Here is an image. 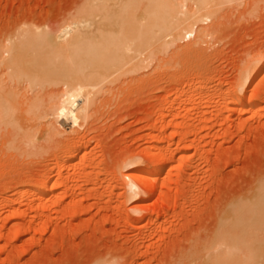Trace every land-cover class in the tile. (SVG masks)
Masks as SVG:
<instances>
[{
	"label": "rangeland",
	"instance_id": "obj_1",
	"mask_svg": "<svg viewBox=\"0 0 264 264\" xmlns=\"http://www.w3.org/2000/svg\"><path fill=\"white\" fill-rule=\"evenodd\" d=\"M84 1L0 0V50L20 37L41 45L61 35L76 41L86 28L84 45H95L93 63L89 67L86 59L79 66L72 62L71 78L76 82L70 87L87 84L91 71L103 68L111 74L102 85L109 90L86 111V118L74 122L71 133L59 128L52 138L33 130L34 89L23 90L17 104L0 102V120H17L18 127L30 125L31 135L35 132L33 145L7 152L19 137H13L17 127L0 126V264H218L217 242L225 218L242 198L256 194L264 179V0L219 3L214 20L207 23L189 19L211 34L200 49L193 47L196 51L174 58L165 55L163 62L140 71L142 78L121 74L115 80V72L130 55L135 36L131 27L136 28L132 24H144L151 11L153 17L161 14L156 9L160 1L153 7L152 0H117L100 13L88 9ZM191 5L186 4L188 13ZM103 23L107 26L97 49ZM189 41L193 38L183 46L191 45ZM80 46L74 44V54L83 55ZM102 55L106 69L97 57ZM26 62L30 71L39 68L33 57ZM246 68L252 71L243 84ZM259 72L262 77L257 81ZM4 77L3 87L21 91L28 87L22 80ZM67 80L62 76L53 84L41 81L30 87H69ZM251 85L256 87L245 92ZM178 98L188 102L170 111L163 127V116ZM234 98H246L247 104L262 111L239 112ZM172 137L179 146L166 145ZM159 138L160 158L151 159L147 152ZM78 145L82 150L73 155L74 161L67 160L68 149ZM59 162L68 167L64 165L57 182ZM137 169H142L137 183L143 174L161 169L162 176L146 184L154 185L153 193L144 188L136 197L125 186L126 176ZM61 181L66 193L49 202L42 204L30 196L41 184L49 191ZM262 215L255 227L253 247L258 250L252 264H264V210Z\"/></svg>",
	"mask_w": 264,
	"mask_h": 264
},
{
	"label": "bare ground",
	"instance_id": "obj_2",
	"mask_svg": "<svg viewBox=\"0 0 264 264\" xmlns=\"http://www.w3.org/2000/svg\"><path fill=\"white\" fill-rule=\"evenodd\" d=\"M125 1L128 2L129 0H125ZM152 1L154 4V5L152 4L153 7L154 6L156 7L157 5H155V4H158V1H160V6L156 7V9H158V12L155 8H152V9H153V11L155 10V14H156V12L159 13V10H160L161 14L154 16L155 18H157L155 20V18L153 17L154 13L151 11L152 16L150 15L148 18H145L148 21H146L145 23L143 22L144 24H137V23H136V25L132 24L136 28L133 29V27H131V30H133L132 34H135V36L133 38V42L131 43L130 55L128 57H126V59H125L126 62L122 63V66L120 67V69L117 72H115V74H116L115 78L112 80H115L121 74L129 75V76H130V74H132V76L134 74H136V75L140 74V75H138L139 77L137 76V78H136V79H138L142 75L140 71L147 68L150 64H153V62H157V63L163 62V60H164L163 56H165V55H168V58L169 57L174 58L175 56H177L181 53L183 55V53L187 54L189 51L193 52V50L196 51L197 49H200L203 46L202 44L204 43L205 38H208L210 32H208V30H209L208 28H207L208 30L203 28V25H201L202 27L199 26L200 24L198 23V21L200 23L201 22L207 23V22H210V20H214L213 17H214V15H216L215 14L216 6L219 3L224 4V3L234 1V0H152ZM189 2H191V4H192L191 5L192 6V13L189 12L191 15L188 13V11L189 10L191 11V9L186 8V4H188ZM116 4H117V0H86V1H84L83 5H85L88 9L96 10L97 13H100V11L106 9L108 6H114ZM193 8H194V10H193ZM187 9H188V11H187ZM204 12H206L207 14H205ZM152 18H154L155 21L152 20ZM159 18H160V20H158ZM196 18L198 19V21L197 20L194 22L190 21V20H195ZM79 21L82 23V26L85 27V25H86L84 23L85 20L82 18ZM191 22H193V23H191ZM123 23H125V22L123 21ZM126 25H128V24L126 23L125 26ZM105 26H107V24L103 23L101 26V31H100L99 35L97 36V39H96L97 49L100 48V46H101V41H102V37H103V27H105ZM111 27L113 30H115L117 32L116 24L111 25ZM119 30L121 32L126 31V29H120V28H119ZM86 33H87V29L85 28L81 32L79 39H77L76 41H73L67 35H61L60 38H55V39L47 42L45 45H41V44H38V43L33 42V41H32V44H33L32 45L30 42V39L28 37H20V38H16L15 40L9 41L5 50H0V91L5 92V95L0 94V102H8L9 101V103L11 105L17 104L18 101L20 100V97L18 99V96L23 92V90L27 91L26 89H34L35 95L33 96V98H32L33 100L31 101V112L33 113V116L31 118L33 120L32 121L33 126L32 125L31 126L34 128L33 130H36V131L40 130L42 132V134L46 137L52 138L53 136H56L58 131H59V128H64L67 133L68 132L71 133L70 131H72L71 127H72L73 123L76 121H81V120L85 119L87 116L86 111L90 107H92L93 104L96 103L95 101H97V99L100 96L104 95V93L109 90L108 87H104L102 85H104L105 83L110 81L109 79H110L111 74L106 72L103 68L99 69L97 71V73H95L94 71H91L90 80L83 87H78L77 85L75 87H70V83L76 82V81L72 80V78H71L72 74H73L72 70H74L72 62L76 61L78 63L76 65L79 66L81 63L79 61H81L82 59H86L89 67H91V65L93 63L94 55L91 51L95 48V45L93 44L92 47H86L84 45L85 41L87 40L85 37ZM192 38H193V41L192 42L189 41L191 43V45L189 44L187 46H185V45L183 46V44H182L183 41L190 40ZM76 42L79 45H81L79 47L78 51H82L83 55H76L73 53L74 44ZM82 45H83V47H82ZM193 47H195V49L196 48L197 49L195 50V49H193ZM202 49H204V48H202ZM188 54H190V53H188ZM29 57H33L34 62L37 63L39 68H35V70H33V71L29 70V64L26 62ZM97 57L101 59L100 63L106 69V66L104 65L106 62L104 59H102L103 55L97 56ZM86 66L87 65H85V67ZM163 67H164V65H163ZM155 68H156V66H155ZM61 70H63V72ZM51 71H54V72L51 73ZM57 71H59V72H57ZM76 71H77V73H79L81 71V69H77ZM76 71L74 72V74H77ZM251 71H252V68L251 69L246 68L245 70H243V75L241 77L242 78L241 83L244 84L247 81V79L250 77ZM260 72H261V70H260ZM260 72H259L258 76H256L257 81L258 80L260 81V78L262 77V76H260ZM60 73H62V74L58 75ZM5 75H7L11 80H22V81L28 83V87H22L23 88V89L21 88L22 91L20 90V88L18 90V89L9 88V87H3L2 85L5 81V77H4ZM62 76L68 77L67 85L69 87H30L32 84L34 86H36L35 83H40L41 81L53 84L58 79H60ZM142 76H141V78H142ZM134 77H136V76H134ZM256 77H255V80H256ZM251 80H250V82H251ZM144 81H145V79H144ZM140 83H142V82H140ZM139 86H141V85L139 84ZM254 87H256V86L251 85L250 88L246 89L247 91H245V92H250ZM212 88H210V89H212ZM48 89H49L48 95L42 96L45 99H46V97H48V99L46 100V102H42L43 98L41 97V93L45 92ZM103 91H104V93H102ZM184 92H186V91H184ZM210 92H212V91H210ZM244 96H245V94H244ZM15 98H17L16 101H15ZM202 99H203V97H202ZM234 100H235V103L238 107L237 111H239V112H241V111H244V112H260V111H262L261 107H259L257 105L247 104L246 98L245 99L244 98H236V99L234 98ZM187 102H188V100L185 98H178V99L174 100L169 105V107L167 109V114L166 115L163 114L164 116L162 115L163 118H162V121L160 122L163 125V127L165 126L164 124L168 120L169 112L180 107V106H182V105H186ZM188 104H190V103H188ZM44 107H45V109H44ZM16 121L15 120L11 121V120H9V118L0 120V126L2 125L3 128L8 125L7 124L4 126L5 123H9V124L11 123V125L13 123H15V126L17 128H14V125L11 126L12 130L15 129L14 132L17 131V132H15V135H13V137L19 136L17 139H16V137L14 138L16 140L12 139V140H14L13 142H15V143L11 142L10 143L11 145L9 144L8 148H10V149H8L7 152H9V150H10V152H13V150L16 151V149H17L16 147L21 146V145L23 146V144L33 145V142L35 140V139L34 140L32 139L33 136L35 135L34 134L35 132L33 131L32 132L33 135H31L30 125L27 126V128H26V126L24 128L18 127L19 125L17 124ZM28 127L30 128L29 130H28ZM0 128H2V127H0ZM6 129H8V128L6 127ZM20 131H24V132H20ZM18 133H19V135H16ZM177 137H179V136H177ZM40 138H41V136H40ZM174 138L175 137L170 138V140L167 141V144H166V142H165V144L167 146H170V145H173L176 143H177V145H178V143L180 144L179 141H176L178 139H174ZM158 142H159V144H158ZM158 142L153 147L149 146L150 152H147V153L151 159L160 158V154L157 153L156 151L159 148L160 143L163 141H161V139L159 138ZM12 143L14 145L16 144L15 146L13 145L14 146L13 149L11 147ZM71 147L72 146H70V148ZM20 148L22 149L23 147H20ZM79 149H80L79 145L77 147L76 146L72 147L71 149H68V153H66V154H68L67 157L65 155L64 156L66 157L67 160L69 158L71 161H74V160H72V157H73V155L76 154V152L78 153ZM81 150L82 149H80V151ZM79 153H81V152H79ZM61 159L65 160L64 158H61ZM83 159L84 158L82 157L81 161H83ZM89 161H91V160H89ZM92 161H93V159H92ZM61 163L62 162H59L60 169H59V172L57 174L58 178L55 179V181L57 180V182H58V180H60L59 178H60L61 174H63L61 172H63L64 165L66 164L65 163L64 165H61ZM94 165H96L95 161H94ZM65 166H67V165H65ZM71 166H72V163H71ZM51 168H53V165L51 166ZM57 168H58V166H57ZM71 168L72 167H70V169ZM48 170H49L48 172H50V169H48ZM141 171H142V169H137L133 173H130L131 175L129 174V176H126L128 182L125 184V186L136 197L139 194L140 189L144 190V188H145L146 192H152L154 189V185L147 186L146 185L147 182L152 181V180H157L158 178H160L162 176L161 169L160 170L155 169V170H152L146 174H143L141 183H137V179L139 178V176H141V173H142ZM178 171H179V169H178ZM65 173H66V170H65ZM50 176H51V174H50ZM65 176H67V175H65ZM41 177H43V176H41ZM41 177H40V179H41ZM76 178H78V176ZM81 178H83V177H81ZM262 180L263 181H261L260 186H259V191L256 194L249 196V198H247V197L242 198L243 201H240V203L235 208L234 213H232L231 215H228V217L225 218L224 228L219 233L218 242H217V253H216L215 258H216V261L218 264H223V263H219V261H223L224 264H252L254 262L255 253L258 250V248L255 249L253 247L254 244L257 242V235L255 233V227L259 223H261V221L263 220L262 212L264 210V179H262ZM64 181H65V178H64ZM87 181H88V178H87ZM52 184H53V182H52ZM52 184H51V186H52ZM63 184H62V181H61V183H56L52 186V188L49 191L46 190L47 188H46L45 184H43V185L39 184L40 186L36 187L33 191H31V192L29 191L30 196L34 197L36 199L39 198V201L42 204L49 202V200L54 199L57 195H59L61 192L66 190V188L63 187ZM151 184H152V182H151ZM66 191H65V193H66ZM70 191H71V189H70ZM143 193H145V192H143ZM22 198H23V195H22ZM13 199H14V197H13ZM6 201H7V199H6ZM8 202H9V200H8ZM12 202L13 201H10V203H12ZM22 203H20V204H22ZM6 205L7 204H5L3 206H6ZM143 205H144V199L142 200L141 208L143 207ZM33 211H34V208H33Z\"/></svg>",
	"mask_w": 264,
	"mask_h": 264
}]
</instances>
